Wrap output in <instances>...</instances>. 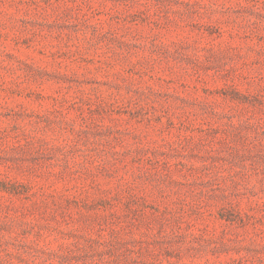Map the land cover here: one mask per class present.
<instances>
[{
	"label": "rangeland",
	"instance_id": "374dc122",
	"mask_svg": "<svg viewBox=\"0 0 264 264\" xmlns=\"http://www.w3.org/2000/svg\"><path fill=\"white\" fill-rule=\"evenodd\" d=\"M0 264H264V0H0Z\"/></svg>",
	"mask_w": 264,
	"mask_h": 264
}]
</instances>
